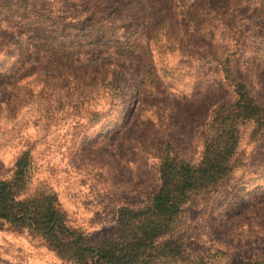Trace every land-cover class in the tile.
Returning <instances> with one entry per match:
<instances>
[{
  "label": "rangeland",
  "instance_id": "374dc122",
  "mask_svg": "<svg viewBox=\"0 0 264 264\" xmlns=\"http://www.w3.org/2000/svg\"><path fill=\"white\" fill-rule=\"evenodd\" d=\"M172 1L157 17L171 24L179 42L162 49L161 59L152 46L160 78L143 86L135 81L133 66L115 51H100L68 67L30 62L22 72H16L11 59L0 70V180H10L17 159L30 151L33 180L28 195L39 187L55 192L69 226L94 243L113 235L122 206L150 202L159 187L160 150L167 142L187 161L200 162L212 109L233 98L219 75L230 49L229 42L223 43L224 30L200 25L212 8L210 1ZM260 2L245 0L239 8L242 16L236 15L245 35L238 71L250 76L264 101ZM0 38L15 44L22 40L9 34ZM104 64L127 86V103L111 107L107 97L94 91L89 104L75 107L97 90L86 89L84 83L92 69ZM253 130L252 123L241 127L237 165L226 181L193 196L184 207L174 237L184 240L188 252L216 255L220 264L264 260V138L254 139ZM0 264L72 263L63 261L46 239L5 227L0 229Z\"/></svg>",
  "mask_w": 264,
  "mask_h": 264
},
{
  "label": "trees",
  "instance_id": "16d2710c",
  "mask_svg": "<svg viewBox=\"0 0 264 264\" xmlns=\"http://www.w3.org/2000/svg\"><path fill=\"white\" fill-rule=\"evenodd\" d=\"M209 1L212 8L200 25L224 30L223 43L229 42L230 49L220 62L219 75L233 98L212 109L210 136L203 144L200 162L187 161L167 142L160 150L159 187L150 202L143 207L122 206L113 235L94 243L69 226L55 192L39 187L28 195L33 164L30 151H26L17 159L12 178L0 180V229L11 227L42 237L63 261L72 264H220L216 255L188 252L184 240L174 233L190 199L218 188L235 170L241 127L252 123V137L264 138V101L249 82L250 76L238 71L245 35L237 20L245 0ZM171 2L121 0V4L111 6L108 0L101 4L96 0H0V34L22 38L19 44L0 38V70L11 59H15L16 72H22L30 62L68 67L100 51H115L133 66L135 81L143 86L147 80L160 78L152 46L159 50L161 59L162 49L179 42L171 24L157 17ZM226 2L227 7H219ZM197 6L193 4L196 12ZM258 8L264 11V0ZM260 40L258 46L264 53V34ZM249 66L254 68L252 63ZM107 67L92 69L94 73L84 86L97 90L83 96L75 107L89 104L95 98L94 91L107 97L111 107L127 103V86ZM242 264H264V260Z\"/></svg>",
  "mask_w": 264,
  "mask_h": 264
}]
</instances>
